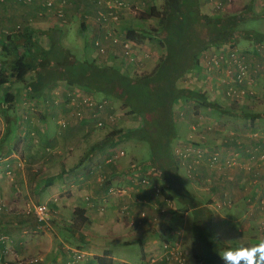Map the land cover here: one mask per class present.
<instances>
[{"label": "trees", "instance_id": "trees-1", "mask_svg": "<svg viewBox=\"0 0 264 264\" xmlns=\"http://www.w3.org/2000/svg\"><path fill=\"white\" fill-rule=\"evenodd\" d=\"M73 1L67 0V3ZM93 1L96 4L95 19L99 17L101 12L105 16L109 15L108 6L104 0ZM255 1L251 0L238 13L212 14L204 10L201 0H165L162 6L155 3L149 4V0H127L130 10H138V23L136 25L127 23L124 29L126 34L121 37L119 35L122 33L120 27L126 18V14H130L124 11L120 14L118 22L111 25L113 34L119 35L131 43L136 50L144 47L147 42L154 41L162 51L154 67L140 75L127 73L126 61L131 57L134 60L138 56L134 53L125 55L127 49L124 48L123 44L108 45L105 53L107 62L103 60L104 63L99 62L97 57L78 59L72 50L64 44L66 30L62 26L68 24V18L65 15L59 17L63 23L60 22V24L48 29L37 30L31 25L15 26V30L8 33L6 39L3 40L0 49V113L6 118H10L11 113L15 110L19 94L18 89L13 91V84L25 80L24 77L26 76H23V71L24 75L32 76L23 84V88L37 104L44 102L49 93H52L56 87L71 89L74 86L83 88L89 93L97 94L98 98L102 96L119 101L126 113L139 124L135 127L112 129L103 139L91 147L90 152H106L113 147L118 148L119 144L130 140L148 142L151 155L148 158L142 156L141 163L130 164L131 166L126 169L125 174L138 173L141 183L144 180L151 183L152 177L157 178L159 183H155L156 188L159 189L157 197L160 202H163L159 211L161 212L164 207H167L170 212L173 211L174 213L181 207L192 214L195 237L194 257L197 264H223L219 255L222 251V244L218 241L213 229L214 211L193 194L185 182L187 181L186 177L181 174V169L185 163L196 157L197 150L175 152L174 148L178 145L177 141L184 138L178 130L179 123L175 112L184 101H193L195 110L204 106L212 107L219 112H226V110H222L217 101L214 102L209 98L207 90L183 86L181 80L185 75L186 77L190 75L194 77L196 73L199 77H205L206 80L209 76L215 75L209 72V69L213 70L215 67L210 68L202 62V55L211 48L216 49V51L222 50L223 59L224 57L228 59L230 55L223 49L228 46L230 48L238 47L241 38L258 43L263 42L264 34L262 32L254 28L243 29L241 27L249 19L258 20L264 17V12L260 13L255 10ZM42 15L47 14L44 12ZM97 21L104 36L92 35L89 38L92 40V50L98 48L97 41L101 42V46L106 45L105 40L107 42L112 41L111 35L109 36L110 27L105 25L106 20L100 21L98 19ZM149 21H155V25L147 26L145 23ZM83 32H85V22L81 20V35ZM83 38L85 39V46L88 47L89 39L85 36ZM117 47H122L123 51L118 52ZM212 56L218 55H207L206 57L211 59ZM142 57L140 55L138 58V60L141 59L140 64L143 63ZM6 60L10 62V65L7 64ZM222 68L219 67L213 72L218 74ZM112 104L109 109L114 113L116 106L113 101ZM247 111L249 110H241L238 115H248ZM66 116L67 113L58 115L57 124L59 127H63L59 121L69 119ZM35 117L29 112L24 121L33 124ZM255 117H257L256 114L251 118ZM39 118L42 127L46 128L44 122L46 116L42 113ZM7 122L11 123L8 119ZM89 123H92L95 129L106 127L105 125H98L96 119H89ZM9 126L7 135L11 134V127ZM35 127L39 128L38 126ZM207 129L212 128L209 126ZM35 131L29 126L25 136L30 137ZM207 132L209 133V130ZM186 140L197 148L209 142L207 138L201 140L192 137ZM205 141L206 143H204ZM117 148L112 150L110 154L113 159H116L115 153L121 149ZM46 150L49 151L50 148L46 147ZM216 159L218 160V157ZM194 171L196 173L197 169ZM62 174L58 172L49 175L47 184L55 183ZM188 178L190 179V177ZM103 185H106L109 193L112 190L117 192L119 188V185L113 183V179L110 178H107ZM170 204L175 209H172ZM69 212L68 219L64 216L55 224L57 227L62 226L60 231L63 233L65 241L78 246L76 247L77 255L83 252V249H80L85 239L82 229L90 223V218L87 216V210L81 206H76ZM32 214L37 223L43 226H46L51 219L50 212L48 219L42 221L38 219L35 212ZM181 215L184 216L182 211ZM62 220L64 221L62 222ZM150 222L154 223L153 220ZM163 231L165 232L160 233L155 230L162 239L167 237L163 234H166L168 230L165 228ZM170 237L165 239L171 241ZM70 250L67 251L72 252L73 248ZM153 257H150L151 262H153ZM92 261L93 264H112V259L107 254L96 255ZM161 261L167 264H177L169 259Z\"/></svg>", "mask_w": 264, "mask_h": 264}, {"label": "rangeland", "instance_id": "rangeland-1", "mask_svg": "<svg viewBox=\"0 0 264 264\" xmlns=\"http://www.w3.org/2000/svg\"><path fill=\"white\" fill-rule=\"evenodd\" d=\"M36 1V0H35ZM165 0H149L150 3H155L158 6H162ZM202 5L204 6V10L210 13H238L242 8H244L251 0H232L231 3H226L223 9H217L215 4L217 1H224V0H201ZM6 2V0L4 1ZM4 2L0 5V9L2 10L5 7ZM34 2V1H32ZM31 2V3H32ZM17 5L18 9L24 8L23 4L29 3L24 0H15L13 2ZM70 4V3H66ZM75 4V3H74ZM73 5V4H72ZM37 7V5H35ZM36 7L33 9L36 11ZM55 8H63L64 4H60L56 2ZM54 8V9H55ZM54 9L52 11H54ZM255 10L260 13L264 12V0H257L255 3ZM223 11V12H222ZM46 12L45 10L39 11V14L42 15ZM125 12H129V19L128 24L133 25L137 24V15L138 10H130L126 9ZM140 12V11H139ZM31 15L30 20L21 25L25 27L26 25L34 26L37 30L48 29L56 24L63 23L59 17H55L52 15L50 19H41L39 18L40 15ZM72 15V14H71ZM76 18L72 20L71 23L65 24L62 26L66 30V34L64 37V44L69 47L72 52L77 56L78 59L84 60L86 58H93L97 57L99 62H107V57L105 54H102L98 48L95 50L92 48V40L89 39L88 47L85 46V39L80 33V22L82 19L81 16L76 13ZM47 21V22H45ZM147 26H154L155 21H149L145 23ZM261 24V23H260ZM258 25V20L249 19L242 24V28H254ZM15 26H18V23H13L10 26L2 27L0 26V49L3 43V40L6 39L7 34L11 33ZM261 27V25H259ZM119 35L122 37L121 33ZM250 42L245 38H241L238 42V45H242L244 43ZM112 45V41H108L105 47L108 49V45ZM258 42L256 43V45ZM90 47V48H89ZM118 52H122V47H117ZM237 58L241 59V61L247 65L248 75L249 78H253L251 84L246 82V85L242 82L239 83L237 81L235 74L238 70L237 65L235 64V60L231 57L230 53L235 48H230L229 46L226 49H223L227 52L230 57L227 59L224 57L222 60L223 54L221 53L222 50H214L213 48L209 49V51L202 55V62L203 64H207L210 68L209 72L215 74L213 76H209L208 80L205 77H199L198 75L188 76L182 78L181 85L186 87H193V88H201L207 90L208 96L214 102L217 101L218 104L222 107V110H226V112H219L218 110L212 107H204L200 106L198 110H195L193 101H184L176 110L175 116L178 121V130L180 131L181 135L184 137L181 140L177 141V146L174 148L175 152H183L187 150H197V155L192 160L185 163L184 167L181 169V174L184 177H190V180L187 179L186 184L191 189L193 194L198 197L197 193H195L196 189L193 186L194 184L191 183V179L198 180L199 174L195 173V169H198L197 165L201 164L200 161L204 154L208 153L209 150L206 148L205 144H202L199 148L189 144V141L186 139L194 137L195 139H208L209 144H216L221 143L222 141L225 143H230L232 138L238 137V141L243 140L245 138H254L258 139V136L254 135V131L257 130H249L250 133L246 134L243 128H246V123L244 120L250 119L251 117V110L252 108L256 109H264V90L260 93H255L254 88L252 87L254 84H258V86L262 85L263 88V78H259V81L253 76V70H251L248 62H246V58L244 55L245 51L243 47H236ZM254 48V47H253ZM256 48L259 52L264 53V45H257ZM90 50L89 53L87 51ZM136 49L133 47L131 48L132 54H136L138 57L133 60L131 57L128 61H126V71L128 74H136L140 75L145 72L150 71L157 59L161 54V50L157 47L154 41L147 42L144 47L141 49ZM97 53V55H96ZM218 55L220 57V61H216L215 64H209L207 55ZM142 55L143 63H141V59L138 60L139 56ZM120 58H123L120 56ZM3 59V58H2ZM8 60V59H7ZM7 64L10 65V62L7 61ZM104 62H103V61ZM4 61V60H3ZM131 61V62H130ZM5 62V61H4ZM219 67H223L221 71L216 74L217 72H213L214 70H218ZM264 70V69H263ZM25 80L21 82H15L13 84V91L18 89L19 99L16 104L15 110L11 113L10 118H6L5 115L0 113V212H3L7 215L3 216L4 220L7 218L12 217V215L17 216L19 218L25 219V230L28 232L25 233V244H22V239H19L17 232L15 233V237H11L7 233H11L9 230L1 229L0 230V264H83L85 259V252L79 253L82 255V258L79 261L76 259L77 249L76 246L72 243H68L63 239V233L60 231L62 226H56L55 222L60 221L62 217L66 216L67 219L69 218L71 207L66 203V195L70 192L66 187L69 186V181L72 179L70 174L66 175L63 171L61 174V178L57 179L58 183L60 180L63 179V184L60 183V187L57 186L51 187L49 194L46 197V194L42 191H39L38 183L39 180L44 178L45 176L61 172L62 168L60 166V159L59 161L54 164L55 162L49 161V168L47 170L43 169L42 160L45 159L46 156H49V152L53 151V147L47 143L49 138L57 139L59 136L57 135L58 132V125L54 122L53 124H46V133L44 132V128L42 127V122L39 118L40 114H44L47 118L51 119L52 116H58L61 114H66V118L68 124L66 126H70L73 122H85L87 124V139L84 145L92 146L99 140L103 139L106 134L115 128H127V127H135L139 123L136 120H133L131 116H129L125 109L122 107L121 103L114 98H107L102 97L97 94L89 93L83 88L78 86H74L71 89L64 88V87H56L52 90V93H49L47 99L44 102H37L33 101L31 97L25 92L23 88V84L26 83L28 80L32 78L31 75H24V71L22 72ZM201 74V73H200ZM202 75V74H201ZM255 75V74H254ZM263 80V81H262ZM65 86V85H62ZM233 88V90H231ZM66 89V90H65ZM230 92V93H229ZM79 93H85L82 96H89L92 98L94 102H98L99 100L102 102H114L116 109L114 113L110 111V109L105 108L100 114L94 109L93 104L88 105L82 101V96H77ZM255 94V95H254ZM80 97V100H78ZM98 100V101H97ZM37 104V105H36ZM113 105V104H112ZM36 106V108H35ZM55 107H62L56 110ZM64 108V109H63ZM248 109V115L240 116L238 113L241 110ZM68 110V111H67ZM29 112L36 116L34 120L35 126H39V128L35 127L36 130L34 133L30 135V137L25 136L26 132L29 128V124L24 119L28 116ZM37 113V115H36ZM58 113V114H57ZM255 113V112H254ZM259 120L263 122L264 117L259 115V113H255ZM101 118L106 121L104 124L106 127L103 129H95L92 123L88 124L89 119H96ZM7 119L11 122L8 123ZM19 120V121H18ZM63 121V120H61ZM61 121L59 123L61 124ZM183 123V124H182ZM8 125L11 127V134L7 135ZM189 125V127H188ZM261 125L260 122L256 124ZM64 126V127H66ZM211 126L212 129H207V127ZM60 128V127H59ZM189 128V129H188ZM209 130V133L207 132ZM56 134V135H54ZM187 137V138H186ZM44 138H47L44 140ZM182 141V142H181ZM206 142V141H205ZM204 142V143H205ZM77 140H71L70 142H63L62 145L59 143V147H56L59 151L65 152L67 150L72 151L71 147H76ZM49 145V146H48ZM13 146L15 154L13 155ZM46 147H49L50 150H46ZM223 147V146H221ZM121 148V149H119ZM191 148V149H190ZM87 149V148H86ZM119 151L126 152V163L125 165H130L132 163H138L141 161L142 156L148 158L150 153V145L148 142L145 141H125L118 145ZM13 152V153H14ZM12 154V155H10ZM181 154V153H180ZM262 152L260 153V155ZM264 154V152H263ZM9 155V156H8ZM185 157V155L181 154ZM187 156V155H186ZM211 163H215L217 160L212 162V158L214 156L219 157V152H212L210 154ZM93 158V157H92ZM101 157H98L96 160L93 158L91 161L96 163L99 161ZM197 158L198 160H195ZM182 159V158H181ZM95 160V161H94ZM119 160V159H114ZM76 163V160L73 158H68V166L71 167L73 164ZM141 163V162H140ZM139 163V164H140ZM235 164V163H233ZM262 165L264 169V158L262 160ZM32 176L30 177V175ZM45 172V173H44ZM251 172V173H255ZM186 174V176H185ZM94 176V175H93ZM155 179L154 177H152ZM86 179V178H85ZM261 179L259 181V186L261 184ZM98 180H104L101 175L98 176ZM154 181V180H153ZM151 181V187L154 189L155 183ZM191 181V182H190ZM125 187H129L124 185ZM260 188L263 190L264 193V186ZM155 190V189H154ZM129 189L119 187L117 192H111V195L114 194H121L127 196L129 194ZM157 195V194H156ZM207 195H209L207 193ZM199 200H202L201 197H198ZM264 203V201L262 200ZM228 204H232L231 200L227 201ZM226 203V205H228ZM39 204H46L48 206V211L50 212L51 219L48 221L46 226L40 225L37 223L35 216L32 214L34 213V208L36 205ZM222 206V203L219 202ZM119 206V207H118ZM116 206L119 211H124L127 208L125 205L123 206L121 203ZM171 206V204H170ZM213 206V205H212ZM50 207V210H49ZM179 207V205H178ZM155 208V207H152ZM167 208V207H164ZM172 209L175 207L171 206ZM220 208V207H217ZM216 208V211L219 210ZM215 209V208H214ZM245 207L239 206L238 209L233 208L232 211L234 213H241L243 212ZM264 211V207H261ZM184 213V216L181 215ZM184 211V212H183ZM214 211V218H213V229L217 236L218 241L222 244V251L221 253L226 250L227 248H237L240 245L244 246H251L258 242H251V235L253 232L251 230H246L244 232H239L237 225L240 222H231L227 220H220L219 215ZM15 213V214H13ZM140 219L143 218L141 216L142 213L148 217L149 215L152 216L151 220L154 221L155 230L160 233H164L162 229H165L167 224L165 213L166 209H162L161 212L156 213V209H141L139 212ZM173 213V211H172ZM188 213V216L185 218V215ZM125 217H123L130 228H134L135 225L139 224L141 220H137L135 218V214L130 210L128 213H124ZM153 214V215H152ZM174 218H170V221L176 230L184 232V234L190 233L193 231V217L191 212L183 210L181 207L177 209L174 213ZM1 216V215H0ZM162 220L164 221L162 223ZM64 220H62L63 222ZM59 223V222H58ZM60 224V223H59ZM232 224V225H229ZM264 225V222H263ZM162 227V228H161ZM260 232V231H255ZM27 235V236H26ZM167 237L170 235L169 233L163 234ZM182 234H178L175 232L173 239L171 240V244H179L178 237ZM171 236V237H172ZM144 238V233L136 232L134 234H128L127 237H121L119 240H132L137 238ZM165 237V238H167ZM162 239L159 234H156V254L153 255L152 261H160L163 258V244L167 242V239ZM171 239V238H170ZM27 245V246H25ZM22 246L27 247L26 255L22 256L16 252L15 248L22 249ZM71 247L73 251L70 252ZM14 249V251H12ZM126 250H122L125 252L130 253V255L135 259L142 255V246L139 241L132 242L130 245L125 247ZM185 256V264H197L196 259L194 257V247L191 244L186 246L185 240V249L181 246L180 248ZM3 250L9 251V253H3ZM67 250H70L69 252ZM188 254H186V251ZM69 254V255H68ZM71 256L69 260H65L64 256ZM132 261V260H130ZM164 262V261H162Z\"/></svg>", "mask_w": 264, "mask_h": 264}, {"label": "crops", "instance_id": "crops-1", "mask_svg": "<svg viewBox=\"0 0 264 264\" xmlns=\"http://www.w3.org/2000/svg\"><path fill=\"white\" fill-rule=\"evenodd\" d=\"M14 1L15 0H6L3 4L5 7H3L2 10L0 9V26H10L14 22L18 23V25H24L30 20V17H32L31 15H38L39 11L46 9L44 0L25 3L23 4L24 8L22 9H18L17 5L13 3ZM56 2L59 3V0H56ZM35 5H37V7ZM34 7L37 8L36 11L33 9ZM59 9L60 8H55L54 11H52L51 8H47V15L44 16L39 14V18L48 20L52 15L57 17ZM61 10L63 15L68 18L69 23L76 18V13L82 17L85 22V32L82 33V36H85L88 39L91 38L92 35L104 36L101 32V28L97 24L98 21L95 19L96 4H94L93 0H74L70 4H65L64 9ZM128 17L129 15L127 13L126 18L123 20L124 22L120 27L122 37L126 34L124 29L125 25L128 23ZM259 25H261V27ZM254 29L264 34V17L258 19V25L254 27ZM122 40L124 41V39ZM249 41L250 42L247 44L244 43L241 46L238 45V47H243L245 50L243 52L246 62H248L251 70H253V76L259 81V78L264 79V53L259 52L256 48V41ZM105 43H107V40H105ZM261 43L264 45V40ZM261 83H263V88L262 85L258 86L257 83L252 86L255 93H260L264 90V81ZM53 107L58 110L64 106ZM254 112L264 116V109L252 108L251 117L255 116ZM57 117L58 116L55 115L52 116L51 119L46 117L44 121L45 125L50 124L51 122V124L55 122L56 125H58ZM251 117L250 119L244 120L246 128H243V130L246 134L250 133L249 130H257V132H259L258 139L245 138V141L243 142V140L238 141L237 137L232 138L230 143L222 141L221 143L209 144L205 142V147L208 148L209 152L204 154L201 160L195 158V160L201 162V164L195 166L198 168L196 173L199 174V179L190 182L194 184L193 186H195L194 188L196 189L195 193H197L198 197L205 200L204 202L202 201L204 204H208L213 211H216V208L220 207L217 208L219 210L216 211L220 220H227L233 223L240 222L237 225L238 231L244 232L246 230H251L253 232L250 239L251 242H259V240L264 239V211L261 209V207H264V203L262 202V200L264 201V193L260 188V186H264V169L262 165V160L264 158V120L262 122L258 117ZM258 122H260L261 125L257 126L256 124ZM86 125L87 124L83 121H76L71 123L69 127L60 126L59 128L58 126L59 133L57 135L59 137L57 139L49 138L47 141V143L54 149L49 152V156H46L45 159L42 160L43 169L47 170V168H49V161H54V164H56L60 159V166L62 168L61 173L64 171L66 175H73L71 177L72 179L69 181V186L66 187L70 190L66 195V203L70 205L71 209H74L76 206H81L87 210V216L90 218V223L82 229L85 239L80 247V249H83L82 251L85 252L83 264H93L92 258L96 255L103 254H107L108 257L112 259V264H167L161 260L158 262H151L150 257L157 253V248L154 247L157 234L155 232V225L150 222L152 218L151 215L140 219L138 213L141 209H147L150 211L151 209H156V213H158L160 212L159 207L163 202L159 201V198L152 187L145 186L141 183L138 173L135 174L134 172L132 173L133 175L130 173L127 175L125 174L126 169L131 166L127 164L125 165L126 152L123 155H121V151L116 152L115 158L119 159L117 161L110 156L112 150H115L117 147H113L106 152H90V149L94 144L92 146L84 145L88 133V127ZM29 126L35 128L34 120L33 124H29ZM44 132H47L45 127ZM46 139L47 138H44V140ZM75 139L77 140V144L75 148L71 147L72 151L67 150L62 152L56 148L59 147V143L62 145V141L70 142ZM14 151L15 150H13V152ZM13 152L12 154L14 155L15 152ZM212 152H219L218 160L215 163H211L212 156H210V154ZM261 152L262 154L260 155ZM92 157L95 158V160L98 157L101 158L98 162L93 163L91 161L93 159ZM68 158L76 160V163L71 167L68 166ZM254 171L256 172L251 173ZM27 173L29 174V172ZM99 175L105 180L107 178L113 179V183L119 185V187L129 189V194L127 196L119 193L111 195V192H107L106 185H103L105 180H98ZM30 177L32 176L30 175ZM260 178H262L261 184H263V186H259ZM48 179L49 175L39 180L37 188L39 191L44 192L46 197L49 194L47 189L51 190V187L57 185L58 188L60 187V183H64L63 179H61L60 183L56 181L55 183L48 185ZM186 179L190 180L187 176ZM152 180H154V183H158L157 178H152ZM124 185L129 187H125ZM207 193L209 195H207ZM228 200H231L232 204H228ZM219 202L222 203V206ZM119 203L123 206L125 205L129 209H125L122 212L119 211L116 207ZM226 203L228 205H226ZM239 206L245 207L243 212L239 214L237 212L234 213L232 209H238ZM163 209H166L165 216L167 217L165 222L167 221V224L165 228L168 230L166 233L170 234L168 237L177 232L178 234H182L178 239L184 249L185 240L186 246L191 244L194 247L195 237L193 231L188 234L187 231L186 234H184V232L176 230L177 228H174L170 221V218H174V214H172L168 208ZM130 210L135 214L137 220H141V222L135 225L134 228H130L127 221L123 218L125 217L124 213H128ZM0 215V230H9L11 233L7 234L11 237H15V233L17 232V234H19V239H22V244L24 245L25 233L28 232L25 230V219H21L15 214L16 216L12 215V217L4 220L2 217L7 214L0 212ZM187 216L188 213L185 215V218ZM163 222L164 221L162 220V223ZM136 232L144 233L145 237H139L132 240H119L123 236L126 238L128 234L135 235ZM170 238L173 239V236ZM135 241L141 243L142 255L134 259L130 253L122 250H126L125 247ZM25 246H22V249H19L18 247L15 248L16 252L20 255L22 254V256L26 255L27 247ZM75 246L78 247L77 245ZM12 251H14V249ZM185 251L186 254H188V251ZM3 253H9V251L3 250L2 254ZM68 255L64 256L65 260H68V258L71 257H68Z\"/></svg>", "mask_w": 264, "mask_h": 264}, {"label": "built area", "instance_id": "built-area-1", "mask_svg": "<svg viewBox=\"0 0 264 264\" xmlns=\"http://www.w3.org/2000/svg\"><path fill=\"white\" fill-rule=\"evenodd\" d=\"M5 0H0V5L4 2ZM26 2H32V1H35V0H24ZM44 5L48 8H51L52 10L55 8V5H56V0H44ZM106 3H107V6H108V13L109 15L108 16H105L104 13H100L99 14V17L96 19V20H100V21H104L106 20L105 22V25L110 27V31H109V36L110 38L112 39V43L114 45H117V44H123L124 48H126L127 50H125V55H129L130 53H132L131 51V48H132V44L127 42V41H123L119 35H114L113 32H112V29H111V25L113 23H117L119 18H120V14L121 13H124V11L126 9H129V5H128V2L127 0H104ZM232 0H224V1H217L215 6L217 9H223L224 8V5L226 3H231ZM59 3L60 4H66L67 3V0H59ZM63 8H60L57 12V17H61L63 16V12L62 10ZM101 42L100 41H97V45H98V49L99 51L102 53V54H105L106 53V47L105 45L101 46L100 44ZM257 45H263L261 42L258 43ZM97 48V47H96ZM137 51V50H135ZM237 48H235V50L232 49L230 55L231 57L235 60V64L237 65L238 67V70L236 71V74H235V77L237 79V81H239V83L241 82H246L248 84H251L252 81H253V78H249V75H248V70H247V65L244 64L241 59L237 58ZM222 59H223V56H222ZM216 61H220V57L218 56H212L211 59L208 58V63L209 64H215ZM245 83V84H246ZM231 90H233V88H231ZM230 93V92H229ZM85 93H79L77 94V96H82L84 95ZM82 101L88 105H91L93 104V107L94 109L100 114L105 108L109 109L110 105L112 104V102H109V103H106V102H102V101H98V102H94L92 100L91 97L89 96H82ZM78 100H80V97H78ZM96 121H97V124L100 125V126H103L106 121L101 119V118H98L96 117ZM66 124H68L67 120H63L61 121V125L64 127L66 126ZM254 135L258 136L259 137V132L257 131H254L253 132ZM121 155H123L125 152L124 151H121L120 152ZM217 156H214L212 158V162H214L216 159ZM143 185L146 184V186H151V183L148 181V180H144ZM154 189H155V193L158 194V191L159 189L156 188V186H154ZM112 193L115 192V190H112L111 191ZM34 212L36 214V216L38 217V219L40 221L42 220H47L48 219V215H49V211H48V206L46 204H39V205H36L35 208H34ZM142 217H147L145 215V213H142L141 214ZM181 248V245L179 244H171V241L167 240V242H165L163 244V258L162 260L164 259H169V260H173L175 261L177 264H185V256L182 252V250L180 249ZM76 259L79 261V259L82 258V255L81 254H77L76 256Z\"/></svg>", "mask_w": 264, "mask_h": 264}, {"label": "clouds", "instance_id": "clouds-1", "mask_svg": "<svg viewBox=\"0 0 264 264\" xmlns=\"http://www.w3.org/2000/svg\"><path fill=\"white\" fill-rule=\"evenodd\" d=\"M219 255L223 264H264V239L251 246L227 248Z\"/></svg>", "mask_w": 264, "mask_h": 264}]
</instances>
